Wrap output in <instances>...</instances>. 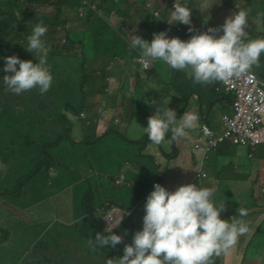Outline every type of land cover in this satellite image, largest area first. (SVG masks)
Wrapping results in <instances>:
<instances>
[{
    "label": "trees",
    "instance_id": "16d2710c",
    "mask_svg": "<svg viewBox=\"0 0 264 264\" xmlns=\"http://www.w3.org/2000/svg\"><path fill=\"white\" fill-rule=\"evenodd\" d=\"M94 1L109 5H98L95 12L89 11L84 2ZM135 1L140 4L136 10L144 16L142 23L146 27V34L141 36L142 38L151 40L152 33L160 31H166L167 35H183L182 31L171 29L170 24H166L167 13L172 11L171 8L162 10L161 6H155L156 10H162V23L155 17H150V12L143 8L146 0ZM211 1L201 5L202 2L198 0V3L187 5L192 10L190 21L193 32L203 31L206 21L211 26L222 24L218 7ZM17 2L18 0H0V68H3V57L8 55L10 49L20 59L37 62L34 55L27 51L19 55L22 53L21 35L14 36L8 43L2 42L15 31L20 20L28 24V31L30 25L42 21L46 25V32L42 37L44 42L46 35L50 38L57 37V28L63 29L64 43L52 54L44 53L52 75L51 85L46 92L40 93L37 88H32L16 94L7 90L0 81V206L7 207H0V264H106L107 259L122 255L123 244H130L133 232L140 229V212H143L145 197L152 189L153 182L161 184L167 190H174L177 186L187 183L193 175L203 172L206 174V180L211 181L207 183L204 180L203 187L212 189L224 180L236 181L238 177L247 179L248 174L237 175L238 171L233 169L231 162L225 165L218 161L221 157L233 156L235 148L225 145L208 158H201V153L193 149L194 145L200 142V138L190 132L185 137L175 139L170 149L161 148L160 151L146 135L138 141L129 142L116 130L118 125L107 123L105 131L97 134L99 125L97 121L93 122L97 117V108L102 102H105L107 107L110 105L109 94L104 92L106 84L103 80L115 73L116 68L110 65L111 62H116L119 68L118 59L123 58V55L130 56L128 59L140 55L138 50L129 47L128 41L131 38H127L122 31L124 22L130 16L127 11H121L118 5L126 4V0H22L23 5H16ZM114 11L121 20L117 27H110L105 17H109ZM80 12L86 13L83 18L80 17ZM23 14L27 15L26 19L22 18ZM149 18L151 20H148ZM71 21L76 30H68L65 27ZM172 27L176 28L177 25L172 24ZM193 32L187 31L186 34L192 35ZM77 47L80 48L81 56L73 53L61 56V52L76 51ZM92 60L102 68H94ZM63 66L64 78L61 76ZM65 70H70L71 73H66ZM248 71L253 72L260 81L264 80V54H261L258 63ZM96 72H100L98 87L93 84L94 90L91 87L85 90L84 84L90 83L91 80L96 83V78L91 77ZM173 73H178L179 79L185 82L188 90L198 91L206 88L203 83L194 88V84L189 82L181 70L173 69ZM5 74L0 71V77ZM212 91L218 94V98L221 97L219 90ZM96 96L101 97V102ZM232 100L233 94L229 93L225 94L220 102L229 108ZM111 114L117 116L120 122L130 121L121 109L119 101L118 108L114 107ZM79 115L84 116L79 122L82 127V138L78 140L80 142L75 140L76 135L81 137L80 134L74 133L73 130ZM111 133L124 143L123 146H129L115 152L110 151L108 135ZM143 140L145 142L140 144ZM148 146L153 152L161 155L160 161L156 160L154 154L147 152ZM106 156L117 159V169H120L123 163L128 164L134 174L133 179L126 177L122 172L124 180L121 184H116L121 172L113 176L107 171V166H102ZM248 160L245 165L251 171L264 172V147L254 151ZM111 166L108 164L109 168ZM135 169L136 172L133 171ZM37 177L41 180L46 177L51 184L46 182V192L38 197L32 196L30 200L38 201L50 193L53 201L64 207V197H72L66 204L67 210L71 212L67 219L59 213L62 222H56V227L51 225L46 231L39 229L36 240L25 244L28 233L24 228L16 230L11 220L1 216V212L8 211L13 217V223L18 225L20 220L12 215L11 204L21 210H30V200L27 201L28 194L23 189L29 185L36 186ZM116 185L129 189L128 207H122L114 198L109 197ZM62 189L63 194L60 193ZM251 199L252 195L246 196V203L250 204ZM214 200L223 202L234 215L241 208L246 209L238 202H230V199ZM114 211L120 215L127 212L122 215L119 227L112 229L114 234L122 236V242L115 247H93L89 241L93 239L95 232L103 231L107 234L104 217ZM220 217L230 221V214L224 211L220 213ZM257 231H261L262 235H254ZM20 232L22 237L16 241L17 233ZM251 238L263 240L261 244H264V221L253 231ZM24 239L23 247L18 248V244ZM256 246L255 240L251 244V250L246 252V260L254 259ZM3 250L9 253L4 255ZM210 261L211 264L222 263L220 255L212 256Z\"/></svg>",
    "mask_w": 264,
    "mask_h": 264
},
{
    "label": "clouds",
    "instance_id": "9594fccd",
    "mask_svg": "<svg viewBox=\"0 0 264 264\" xmlns=\"http://www.w3.org/2000/svg\"><path fill=\"white\" fill-rule=\"evenodd\" d=\"M238 1L245 4L242 6L233 5L231 12L225 8L219 10L222 24L210 25L204 31L193 32L190 21L192 10L187 6L191 1H183L181 3L184 4H181L179 0H173L171 22L169 23L179 22L186 25L183 31L184 36L187 37L186 40L177 36L169 37L166 31L152 33L151 40L131 34L128 45L140 52L139 56H133L131 60L132 66L137 70L133 74H127L125 71L122 83H118L114 74H117L116 71L123 63V59L119 58V68L115 69L114 74L106 77L112 82L115 81L114 84L118 86L116 92H120L121 95L122 100L119 101L121 109L124 111V101L126 111L133 112V99L125 91L127 80L130 77H136L141 71L144 73L153 72L151 60L164 62L169 66L172 76H178V73H173V69L188 68L191 70L193 80L206 86L204 90H219L221 97L231 93L234 99L235 94L232 91L226 92L224 90L223 81L246 71L255 75L248 70L256 65L261 54H264V37H262L264 30H260V28H264V0H257L258 10L251 9V0ZM84 4L89 11L95 12L98 1L84 2ZM85 14L80 12L79 15L83 17ZM250 25H254V29ZM67 29L76 30L74 24L72 28ZM57 30H62L64 38L63 29L57 28ZM187 31L193 32V34H186ZM45 32L46 25L42 21L30 25V30L25 36L26 43L25 41L22 43L25 51L34 55L36 63H33L31 59H20L15 54L3 57L5 63L0 71L6 74L0 77V81L7 90L19 94L32 88H37L40 93L49 89L52 75L47 65L46 54L42 51L44 45L47 47L46 42L42 40ZM217 33L220 34L217 35ZM127 58H124V61ZM125 64L127 63L125 62ZM170 87L171 90H175L174 86ZM201 90L203 89L196 92L199 93ZM104 92L109 94L108 90H104ZM193 93L195 92L191 91L192 97ZM176 94L179 95V93ZM7 96L11 97L8 94ZM96 99L99 100V96H96ZM194 101L197 104V100ZM146 103L152 105L155 104V101L149 100ZM105 106L106 103L102 102L101 106L97 108V117L93 120L94 123L97 121L98 125L100 121L104 124V130L102 132L97 130V134H102L105 131L107 123L113 126L118 125V127L121 124L118 117L112 115L110 111L107 120H102L105 116V111H103ZM231 107L227 108L222 104L218 131L209 127L205 122V126L216 136L223 137L228 131V128L223 126V117L232 116ZM186 108L188 106L184 110ZM197 109L196 105V111ZM124 113L126 114L125 111ZM177 113L162 102L147 118L146 126L142 127L143 135L146 134L147 139L155 144L157 150L162 148L160 143L166 139V134H168L167 138L173 141L178 137L187 136L189 130L193 131L195 135L200 134L198 123L201 121H198L197 112H185L182 117H178ZM82 118L84 116L79 115V122ZM234 138L235 135L230 133L228 138H225L206 155L205 159L219 147L228 145L235 150H241L242 153L244 152L242 149L246 150V157L244 154L245 161L243 162L245 165L246 159H250L254 151L264 147V145H260L251 149L247 146L236 145L233 142ZM143 141L145 142V140ZM147 148L150 149V146ZM193 149L196 150L194 147ZM231 164L234 169L233 162ZM249 171L251 170L247 167V172ZM197 175L195 174L187 183L177 186L174 190H167L161 184L153 182L152 189L145 197L143 212H140L142 217L140 229L133 232L130 244H123L122 255L107 259L106 264H211L210 258L214 255H220L222 252L233 258L237 253L235 251L244 241L248 242L245 243L243 250L245 252L250 251L251 244L255 242L251 235L246 240L242 239L241 242L237 240L239 236L248 231L247 223L241 219L247 215L245 209L241 208L238 213L233 215L236 218L230 221L221 218L220 213L225 210L224 203L213 199L211 188L200 187L195 184ZM123 180L124 174L121 172L116 184H121ZM123 214H127V212ZM123 214L120 215L114 211L110 217H108L109 215L104 217L107 234L103 231L95 232L89 243L95 248L104 245L115 247L120 244L122 236L114 234L112 229L119 227ZM58 215L59 219L56 222H62L61 215L59 213ZM56 222L52 223L55 227Z\"/></svg>",
    "mask_w": 264,
    "mask_h": 264
},
{
    "label": "rangeland",
    "instance_id": "374dc122",
    "mask_svg": "<svg viewBox=\"0 0 264 264\" xmlns=\"http://www.w3.org/2000/svg\"><path fill=\"white\" fill-rule=\"evenodd\" d=\"M22 0H18L17 3H15L16 5H19V3H21L23 5V3L21 2ZM190 2L191 3H198V0H179V2ZM202 3L201 5H205L206 3H209V0H200ZM131 3H135L134 5H132ZM211 3H216L217 7H218V11L221 10L222 8H225L227 10H229L231 12V8L233 5H237V6H242L245 3L244 2H239L238 0H212ZM184 4V3H181ZM29 6H32L31 4L28 3ZM97 5V4H96ZM99 6H103L106 7L109 4H102L99 3ZM97 5V6H98ZM159 5L161 6L160 8H162V10H164V8L168 7L171 8L173 5V0H146L143 4V8L147 9L150 12V17H155L157 20L161 21L162 23L163 18L160 16L162 10H156L155 6ZM140 4H137L135 0H126V4H120L118 5V8H120L121 11H124L126 13L129 14L130 18L127 19L126 22H124V25L122 27V31L126 34L127 38H131V34H135V35H139V36H144L146 34V27L144 25V23H142V20H144V16H142L140 11H137L136 7H139ZM33 7V6H32ZM254 8V10H258L259 6L257 5V0H251V9ZM14 10H17L16 8H14ZM101 13V12H100ZM167 13V12H166ZM16 14H18V12H16ZM167 22L166 24H170L171 29H175L172 27V24L177 25L178 22L175 23H169L171 22V12L170 10L167 13ZM22 18H27V15L23 14ZM30 18V17H29ZM83 18V17H82ZM107 18L105 21L108 23V25L110 27H117L118 23L120 22V18L119 16H117V14L115 13V11L113 13H111L109 15V17H105ZM31 19V18H30ZM212 19H214L212 17ZM148 20H151V18H149ZM73 23V21H71ZM194 22V21H192ZM134 23V24H132ZM27 23H25L23 20L19 21L18 26L16 27L15 31L8 37H6L5 39H3L2 42H7L12 39L14 36H22V41H25V36L27 35V33L29 32L27 29ZM71 23H69L68 25H66L67 28H72ZM127 25V27L125 26ZM82 29H84V27H82ZM57 33V37H52L50 38V36L48 37L47 35L45 36V42L47 44V47H45L44 45V49L42 50L43 53H53V51L58 48V46L60 44L63 43V32L62 30H56ZM177 37H179L180 39L186 40L187 37L184 35H177ZM60 41V42H59ZM26 43V41H25ZM11 48V47H10ZM79 47H77L75 50L76 51H71V52H61V56H64L65 54H76L77 56H81V52L79 51ZM21 52L19 53V55H23L26 53L24 45L22 44L21 46ZM59 52V51H58ZM57 52V53H58ZM14 54L12 52V49H10L8 51V55H12ZM6 55V56H8ZM106 61L105 58H102ZM131 59H125V62L127 64H129ZM2 63H5L4 59L2 60ZM93 63V67L94 68H98L97 70H99L101 67V65L99 63L94 64V60H92ZM64 64V63H63ZM111 66H114L115 68H117V64L116 62L112 61ZM62 66V65H61ZM61 66L59 68H61ZM67 66V65H66ZM50 67H52L50 65ZM105 69V68H104ZM107 69V68H106ZM60 71V69H58ZM63 70V74L61 75L64 78V66L62 68ZM66 73H71L70 70H65ZM142 72H140L141 74ZM96 78V83H92V80L90 83H86L84 84L83 88L85 90H89V88L91 87V89L94 90V85H96L98 87L99 82H100V72H96L93 73L91 75V77ZM115 78L117 79L118 83H122V78L123 75H119V74H114ZM170 85V86H174V92L171 93H178L179 92V97L176 100V106L178 108V113L183 116V114L185 112H192L195 113L196 112V108H195V101L193 100L192 94H191V90L187 89V86L185 84L184 81H182L181 79H179V77L173 75L172 78H166L164 77ZM115 81L112 82L111 79H104L103 83L107 84V86L104 88V90H111V91H115L117 86L115 84H113ZM115 86V87H114ZM168 87V86H167ZM204 94L208 97L210 95V98H214L216 99L218 97V94H214L212 93V91L210 89L201 91V94ZM101 100V97H99V101ZM188 103V108L187 110L181 109L182 105L184 104V102ZM101 102V101H100ZM169 104V102H168ZM205 105V102H203V106ZM106 109H108L105 106ZM109 110V109H108ZM126 116L129 117L130 120L134 121L135 124V117L133 115V112H126ZM219 120L220 119V113L215 112L214 110L211 111L207 117V119L205 121L199 122L198 124L200 125L199 131L201 130L202 127L205 126V122L206 124L211 127V124L214 120ZM75 120V119H74ZM77 120V124H75L74 127V133H78L79 129H80V123H79V119ZM146 119H144L145 122ZM119 133L123 134L122 128L118 127L116 129ZM129 131V129H128ZM113 133L108 135V146L110 151H116L118 149L127 147V146H123V142L118 139L117 137H114L112 135ZM146 135V134H145ZM80 136H75V140L78 141L82 138V128H81V133ZM199 138L202 139V135L198 134ZM167 139L161 141L160 145L163 149H165V146L168 144L166 142ZM203 141V140H202ZM202 141H201V145H202ZM80 142V141H78ZM133 148V147H132ZM131 148V149H132ZM245 152V157H246V150L242 149ZM239 153H242V151L240 150H235V155L237 156ZM245 157L242 158V161H245ZM247 161H249L248 159H246ZM220 163L222 164H230L231 160H227L224 159L223 157L220 158V160H218ZM117 159L115 157H104V160L102 162V166H107V171L110 172V174L117 175L118 172H124L126 177H129L131 180L134 177V174L132 173V170H130V167L128 164L123 163V166L120 169H117L116 167V163H117ZM108 164H111V168L108 167ZM116 167V168H115ZM241 168V170H243L245 168V165H241L239 166ZM247 168V167H246ZM131 171V172H130ZM248 174L247 175V179L243 180V178L238 177L239 179L235 181H229V180H224L221 183L215 185L216 188H212L213 191V199H230V202H238L240 206L246 207L245 211L247 213V215L241 219L245 220V222L248 225V231L239 236L237 240H239V242H241V240H246L250 235L252 236L253 231L259 227V225L264 221V172H253V171H249V172H238L237 175H242V174ZM194 176V175H193ZM192 176V177H193ZM191 177V178H192ZM190 178V179H191ZM206 174H204L203 172L197 175L195 184H197L198 186L202 187L205 185V183L203 182L204 180L209 183L211 181L206 180ZM212 179V178H211ZM209 179V180H211ZM240 181V182H238ZM49 183L51 184L50 181L47 180V178L45 177L44 180H41V178L37 177V185L34 187L26 186L24 187V191L27 192L28 197H27V201L30 200V197L32 196H36L38 197L40 194H44L46 192V187H45V183ZM61 194L64 193V189L61 190L60 192ZM252 195V199H251V203L247 204L245 201L246 196ZM111 198H114V200L120 204L122 207H128L129 206V189L124 187L123 185H116L115 190L113 192H111L110 196ZM245 197V198H244ZM72 199V197L70 198ZM68 198L64 197V202H62L64 204V207H61L60 205H58V203L53 201V196H51L50 193H48L47 197L41 198L38 201H29V209L25 210L22 209L20 207H16L14 204H11L12 208V215L17 217L16 219H19V224L15 225L12 221V216L10 215V213L6 210L1 212V216L7 217L8 219L11 220L12 225L17 228L16 230H18L19 228H24L25 231L28 233V238L22 241H20V244H18V248H20L21 246L23 247L24 245V241L25 244L28 243V241L32 240L35 241L37 236L40 233L39 229H44L45 231L50 228V226L52 225L53 222L58 221L59 219V215L58 213H61V215L64 217V219H67L69 213L71 211H68L66 208V204L69 202ZM22 201V200H21ZM1 209H6L7 207L2 205L0 206ZM224 212H226L227 214H230V220L235 218V216H233L234 214H231V212H229V208H227V205H225V210ZM229 212V213H228ZM232 216V217H231ZM1 220V219H0ZM23 223V225H22ZM38 225V226H37ZM262 235L261 231H257L256 233H254V235ZM22 237V232L17 233L16 236V241H18V238L21 239ZM257 241V246L254 249V259L255 260H246L245 257L247 256V253L243 250L244 249V245L245 243H247L248 241H244L241 242L243 244H241V246L235 251L237 252L233 258L228 257L224 252H222L220 254L221 259L223 261V263L221 264H264V244H261V241L263 240H258L255 239ZM4 255L6 252H8L7 250H3ZM9 253V252H8ZM16 264H20V263H16Z\"/></svg>",
    "mask_w": 264,
    "mask_h": 264
},
{
    "label": "crops",
    "instance_id": "0c3cea01",
    "mask_svg": "<svg viewBox=\"0 0 264 264\" xmlns=\"http://www.w3.org/2000/svg\"><path fill=\"white\" fill-rule=\"evenodd\" d=\"M170 12H171V10H170ZM166 21H168V20H166ZM205 24H206V27L204 28V30L208 26H210V23H207V21L205 22ZM250 26L253 29L255 27L254 25H250ZM185 27H186V25L178 22L175 30L182 31V34H183ZM85 29L86 28H84V30ZM260 30H264V28L263 29L260 28ZM168 36L171 37L173 35H168ZM126 57H130V56L123 55V58H122L123 63L121 64V67L119 68V70L116 71L117 74H119V75H124L125 71L127 74H133L137 70L131 64V60H132L133 56H132L129 64H125L124 58H126ZM151 68H153V72L144 73L143 71H141L142 72L141 74L139 73L136 77H130L127 80V85H126L125 91L133 99V102H134L133 114H134V117L136 119H135V124H134L133 120H131L130 122L124 121V122H121L120 127L122 128L123 135L125 136V138L128 139L129 142L138 141L142 137V135L144 134L142 127L146 126L147 118L153 114L156 106H158L162 102L164 104H167V107L174 109L176 111V113L178 111V108H177L175 102H176L177 98L179 97V95L171 93L174 91L171 90L170 85L168 86L169 82L164 78V77L169 78V79L172 78V74L169 71V66H167L162 61L151 60ZM181 71L189 79V82L194 84V88L196 85L200 84V83H197L193 80L192 73H191L190 69L185 68V69H182ZM117 88H118V86H117ZM108 91H109V97H110V105L107 108L109 110L106 108L103 110V111H105V116H104V118H102V120H107V116L109 114V111L112 112V110H114V107L118 108V101L122 100L120 92H116V90L111 91L110 89ZM201 91H204V89ZM194 92L195 93H193V100H197V104L195 102V108L197 105L198 109L196 112H197L198 117L201 118V122L205 121L207 119L209 113L213 110L215 112L221 114L222 103L220 102V99L222 97H220V98L217 97L216 99H214V98L208 99L210 97V95L207 97L204 94V92H203V94H201L200 92L198 93L196 91H194ZM111 98L114 100H112ZM149 100H154L155 104L149 105L148 103H146V101H149ZM168 102H169V104H168ZM203 102H205L204 106H203ZM123 104L125 107L124 111L127 112L126 111V104L124 101H123ZM119 105H120V103H119ZM186 106H188V103L185 101L184 104L182 105L181 109H184ZM112 107H113V109H111ZM185 110H187V108ZM177 116L182 117L178 113H177ZM144 119H146L145 122H144ZM198 121H199V119H198ZM219 122H220V119L219 120L215 119L211 124V128L218 131L219 130ZM128 129H129V131H128ZM103 130H104V124L102 123V121H100L98 132H102ZM188 132L195 134L191 130H189ZM167 135L168 134H166L165 138L167 139L166 142L168 144L165 146V149L162 148L163 150L170 149V147L172 146L170 144L174 142L173 140H170V138H167ZM143 143H144V141H141L140 144H143ZM147 152L154 154L157 161H160L162 159L161 155L158 152H153L152 149L147 148ZM244 154H245V152L239 153L237 156L236 155H233V156L228 155L227 157H223V158L227 159V160H231V162H233L234 170L237 169L240 172H247L246 166L243 170H241V168L239 167V166L243 165L242 158H244ZM136 170L137 169H135L133 171L136 172Z\"/></svg>",
    "mask_w": 264,
    "mask_h": 264
},
{
    "label": "built area",
    "instance_id": "2783aa9c",
    "mask_svg": "<svg viewBox=\"0 0 264 264\" xmlns=\"http://www.w3.org/2000/svg\"><path fill=\"white\" fill-rule=\"evenodd\" d=\"M223 87L226 92L232 91L235 94L231 107L232 116L223 117V126L228 131L222 137L216 136L206 126L201 128L199 132L202 139L194 148L200 151L203 158L228 138L230 133L235 135L233 142L236 145L251 149L264 145V80L260 81L246 71L223 81Z\"/></svg>",
    "mask_w": 264,
    "mask_h": 264
}]
</instances>
